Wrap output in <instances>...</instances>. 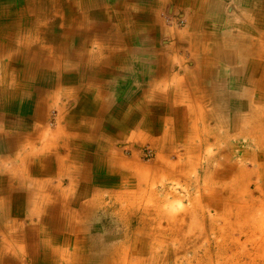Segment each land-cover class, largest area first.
Listing matches in <instances>:
<instances>
[{
  "label": "bare ground",
  "instance_id": "6f19581e",
  "mask_svg": "<svg viewBox=\"0 0 264 264\" xmlns=\"http://www.w3.org/2000/svg\"><path fill=\"white\" fill-rule=\"evenodd\" d=\"M86 5L87 2L85 3L84 0H19L15 3H11L10 0H0V119L4 121L5 126V128L0 127V153L4 154L13 150L10 157L0 156V233H3V235L1 234L2 239H0V264H16L17 260L18 264H25L21 261L20 255L22 257L28 255L29 260L34 261L35 264H88L90 262L91 257L85 253L81 245L90 240L88 248L94 249L99 242L97 241L98 238L95 237L97 240L92 241V236L75 235L78 232L86 231V227L82 226L81 229L75 224L78 221L76 215L69 212L68 207L65 210L62 209L63 213L60 219L66 223L67 231L70 230V234L68 236H60L59 234L60 237L57 236L56 238L61 239V241L58 242V239L54 240L53 237H50L49 231L45 230V226L49 225L52 215L46 216L49 217L48 219L42 217L46 215L43 211L44 205H41L42 200L37 201V198H41L46 193L43 192V189L51 188L45 178V180L39 179L40 192L35 194L31 191L32 196L28 198L32 202L29 211L33 212L28 218L32 219L34 214L36 215L40 227V234H38L40 238H34L35 233H32L31 229L24 230V237L21 236L20 231L19 233H9V231L6 233L8 228L17 227L18 230L22 225V221L19 219L9 218L10 215L16 217L21 211V205L15 199L16 195H12L10 191L15 187V184L17 188H23L19 175L26 173L29 168L42 175L53 172V163L56 166L55 172L58 176L61 174L70 175L76 173L73 162H77L78 159L83 163L82 183L87 179L90 183L98 182L93 174L103 171L104 166L114 159L118 161L116 164L125 165L134 170V174L137 176L135 185L141 188V190L132 191L131 195L124 198L125 205L119 206L120 210L117 212V217L119 220H123L121 223L124 230L120 235V242L104 248L108 258L97 256V258H91L96 259L92 262L99 261L100 264H264V107L261 109L259 105L251 107L250 100H246L241 105L243 108L239 118L241 128L237 129V134L253 136L256 151H251L247 156L250 167L246 166L245 160L242 161L233 178L221 186L224 192L211 186L208 181L210 174L213 177L215 173H225L218 171L217 168L212 169L210 166V172L207 174L208 170L205 165L202 170L203 174L200 173V176H197L201 178H189L187 176L188 167L190 171L196 173L199 164H203L198 160L199 156L204 155H198L200 145L203 142L207 144L212 139L214 142L219 138L223 139L225 135L218 130L212 131L207 128L208 124L205 120V116L208 114L207 110L201 107L200 98L196 97L197 99L194 100L187 93L182 94L183 96H180L179 99L171 98L174 95L172 91H168L164 94L165 96L157 95V100H162L163 103L159 105L156 102L153 103L154 107L146 112L137 100L133 99V102L127 101L125 103L119 99L121 104L116 105L115 111H111L110 109H113L111 100L103 101L106 97L104 93H101V90L89 94L90 91L86 88H80L81 86L76 83L78 81L76 78H84L87 74L97 78L103 73L105 74L106 71L112 75L115 72L111 65L114 62L123 63V59L119 58L120 54H117V51H112L109 48L102 50L101 47L105 45L101 42L96 43L95 51L91 48L89 36L91 32L86 27L98 30L101 29L100 26L103 25V22L97 21L95 12L91 16V24L85 21L83 8ZM96 10L98 13L101 12L104 18L106 17L107 14L104 10ZM260 12L262 15H259L257 25H255L258 34L255 43L256 50H254L255 53L253 52L254 56H251V60L260 64L257 71L259 73L264 72V38L262 35L264 9ZM199 20L200 18L197 17V21L194 23L198 25ZM130 26H134V24L123 25L121 21L116 23L114 28L121 32L123 28ZM121 35L119 33L117 36L120 37L117 38L116 42L109 45H119L125 42L129 44L132 34ZM201 37L200 34H195L192 39L196 53L194 59L196 60L199 55L194 75L200 73L213 74V71H216L213 65L216 53L212 54V58L202 54L206 52L207 48H203L205 45L201 42ZM230 40L227 39V41ZM157 62L158 67L155 71H166L168 67L164 65V60L161 58ZM95 63L104 65L98 66L101 71L87 72V66ZM228 73L225 70L220 71L223 78L225 75H229ZM186 75L190 79L193 78V73L190 70ZM167 81L168 79L164 82ZM65 82L72 83V87L76 88L72 89L69 84L66 90L64 87L60 89L61 84ZM48 84L55 87L54 89L62 91L64 97L72 98L80 95L79 105L86 107L87 112L89 111L90 114L94 115L93 121L85 122L83 125V128L87 125L85 129L80 127L84 131H80L77 139L73 141H68L71 137L74 138V135L70 134L68 126H60L48 136L39 132L40 128L37 125L30 127L38 131V134L20 132L21 127L19 125L22 122L26 124L29 117H33L35 120L42 117L45 99H39L40 102L34 107L30 103L23 102L22 111L20 99L17 100L15 106H12L10 98L16 96L24 98L27 93L34 91L40 93V90ZM167 86L168 84H163L164 89ZM260 94L261 91L258 90L256 99ZM31 100H34V97ZM169 101L172 103L168 104ZM63 110L64 108H59L60 113H63ZM11 111H14L13 114L10 113ZM219 111L220 115L227 114L226 111ZM17 112H23L24 115ZM244 113L248 116L245 117ZM165 114L168 116L163 117ZM62 115L60 114L58 119ZM21 116L25 118V121L23 118L20 120ZM39 121L42 122L43 119ZM68 125L73 131L75 126ZM175 125L181 127L175 128ZM140 126L146 127L151 133L161 132L162 143L167 140L172 142L176 138L184 141L185 158L183 162L188 166H184L183 169L185 170L178 174L176 183L180 187L185 186L194 189L195 194L192 199H189L188 204H183L181 197H178V192L172 191L170 188L166 192L167 196L163 195L160 199L157 197L156 201L151 196L152 191H156L154 187L156 182L159 185L164 184V177L156 178L158 175L156 173L160 174L161 172L169 180L175 181L174 172L177 164L169 162L167 160L168 155H164L161 160L167 161L169 166L160 168L157 162L156 165L154 164V170H149V165L145 167L143 164L136 163L137 160L133 155L129 159L126 155L121 154L120 159H116L118 156L115 157V154L118 155L119 153L114 150L116 140L131 138L133 133L130 132L135 131ZM246 127L247 129H245ZM249 128L251 129L249 130ZM169 129H171L170 132ZM54 138H61L62 143L72 142L77 151L67 154L66 159L61 156L54 159L45 155L49 154L50 150L44 145H54L51 143ZM32 139L41 140L42 146H38L37 149L33 148ZM35 143L34 145L37 146ZM102 144L106 148L111 147V150H101ZM153 144L159 146L158 141L153 140ZM212 148L210 145L206 146L205 152L213 165H216L215 159L218 157L229 158L222 153L223 150L217 144H215L214 150ZM40 149H42L39 152L41 155L39 156L40 165L37 167L32 158L36 154L34 151ZM157 149L161 150L162 153L164 152V147ZM66 161H68L67 165L65 164ZM7 174H14V178L11 180L15 179V184L11 180L9 182V178L5 177ZM129 177L128 174H123L118 186H122V182L124 185L126 182L129 183ZM111 181H113L112 178L103 180V182L108 183ZM143 184L149 185L148 188L145 186L143 189ZM83 187L81 186L82 189H86ZM25 192L29 191L25 189ZM118 192L116 195L121 201L123 192L121 190L120 195ZM126 194H130V191ZM147 194L148 197H146ZM13 197V205L9 207L6 200H12ZM35 203L36 206L34 207ZM73 203L79 204L80 202L74 199ZM87 204L89 206L91 203ZM147 205L152 206V211L151 209L150 211L154 214L153 220L148 221L152 226L145 234L147 237L149 236V239L145 236L138 238L134 234L132 236L129 234L130 228L128 227V219L132 211L129 208L137 210ZM90 209L91 207H86L84 210L89 214ZM31 225L33 226L34 223ZM139 229L141 227H136V231L133 230V233L140 234ZM14 235L18 238H15ZM148 242L154 246L147 248ZM200 250L202 253L198 256L196 252ZM186 251L193 253V259L183 261L184 256L182 254H185ZM145 253H148L147 258H145L146 255L144 256ZM8 255L15 256L17 260H13Z\"/></svg>",
  "mask_w": 264,
  "mask_h": 264
},
{
  "label": "rangeland",
  "instance_id": "374dc122",
  "mask_svg": "<svg viewBox=\"0 0 264 264\" xmlns=\"http://www.w3.org/2000/svg\"><path fill=\"white\" fill-rule=\"evenodd\" d=\"M17 1L19 0H10L11 3H15ZM84 1L85 3L87 2V5L83 8L85 21L91 24L90 22L92 21L91 16L95 12L97 21L103 22V25H101L102 27L100 26L101 29L98 30H96V28L89 29L88 27H86V29L89 32H91L89 35L90 44H92L90 45L91 48H93L95 51L96 43L101 42L102 44L105 45L101 47L102 50L109 48L112 51L113 50L117 51V54H120L119 58L123 59V63L114 62L111 65L113 67V71L115 72L114 74H112V76L118 81L119 78L126 79V76H128L129 78L130 75V78L135 79L134 81L137 82V83L135 82L134 86L127 93V101L133 102V99L137 100L138 102H140L141 108H144L145 112L150 108L154 107L153 103L156 102L157 105L163 103L162 100H157L156 97L157 95L165 96L164 94L167 93L168 89L165 90L163 89V85H159V83L162 82L161 81L162 78L159 79L156 77L157 80L153 81L154 76L151 75V71L153 68L151 67V65H153L152 63L154 62V56L156 54H161L162 56H164L168 66H169L168 62L173 63L172 65L175 67L174 70L169 68L170 72L168 70L167 72L169 73L177 72V75H179L180 78L183 75L184 82H182L181 84L179 83L177 91L173 93L174 95L171 96V98L173 97L174 99L175 97V99H179L180 96H183L182 94L185 95L186 93L191 98L193 97L194 100L196 97L200 98L199 103L201 107L207 110L208 113L205 116L206 123L208 124L207 128L212 131L218 130L220 133H223L225 136L223 139L220 138L217 139L215 141L216 143L214 142V139H212L211 142L207 144L203 142L200 145V148L198 150V155H203V154L204 155L199 156L200 158L198 157L199 158L198 160L201 161L203 164H199L200 166L198 167V170L196 169L197 170L196 173L190 171L188 167L187 176L189 178H201L197 176H200V173L203 174L202 170L204 169L205 165L207 166V170H208L207 174H209L210 172L209 171L210 166L212 167V169L217 168L218 171L225 173L223 174L215 173L216 176L214 175L213 177L210 174L208 181L210 182L211 186L221 189L224 192L221 186H224L227 180H231L233 178L242 161L245 160L246 166L250 167V161L249 159H247V156L248 154H250L251 151H256L254 137L249 136L248 134L245 135L237 134V129L241 128L239 124L240 122L239 118L241 116L240 112L243 111L241 105L244 104L246 100H250L251 107H254V105H259L260 109L264 107V72L262 70L261 71L263 73L257 72L259 70L260 64H258V62L256 61L251 60V56H254L253 52L254 50H256L255 43L258 38L255 25H257L259 15H262L260 11L264 9V0H253V2H250V0H246L248 1V3L246 4V8L251 7V5L256 7L252 11L249 8V12L243 15V19H237L239 16L240 7H237L239 11L236 9L233 10L234 6L236 7V5L237 6L239 5L237 0H224L226 5V12L230 13L232 10L235 12L233 16L226 18L227 21L225 20L222 21L216 18L217 17L216 13H219L220 12L219 10H221V8L218 4H213V6L211 5V7H209L208 10L210 12V16L214 20L211 19L209 21V20H205V18H200L199 20L200 23L198 22L199 23L198 25L195 24L194 22L197 21L199 10L196 9L194 10L197 13V16H195V18L192 19L190 17H187L185 12L187 11L186 9L188 8V6L186 4L175 5L172 2L170 3L166 1L159 2V0H155V1L149 0L148 3L151 5V7L146 10L141 8L142 11H145L143 14H141V12H139L138 10L139 6L135 3V0L130 2V6L128 7L123 5V3L126 2V0H119L121 4L117 6L115 5L116 0H84ZM198 1L199 0H188L187 4L194 9L198 5L197 4ZM136 2L138 3V0H136ZM153 2L155 5H153ZM183 2H185V0H183ZM158 3L159 4L162 3L161 6H159ZM124 8L127 9V12L123 11ZM96 9L104 10V12H106L107 14L106 17L104 18L101 12L99 13L96 12L97 11ZM151 10H154L155 13L158 12V16H159L158 21H157L158 18L156 19L155 14L154 16H152L153 14L150 15ZM125 14L127 16V19L131 18V20H135V23L137 24L133 26L135 29H133L131 33L137 32L138 34L136 36L130 37L129 44L125 42L119 45H109L116 42L117 38L120 37L117 36L119 33L122 35L126 34L124 33V29H122L120 32L119 30L114 28V25L116 23H120L121 21L124 25L126 24ZM147 15L150 16L147 17ZM222 15L224 16V14ZM202 20L204 21L202 22ZM224 23H227L226 24L227 26L224 25ZM139 24H142L141 27L144 28L143 29L136 28ZM223 26L226 27L225 31ZM229 28H231L232 30ZM190 29H193L192 33L190 32ZM151 30L153 31L151 32ZM258 30L260 32V29ZM223 31L224 34L226 33V35L223 34ZM151 34H155V37L158 40L157 42L154 41L153 44H157L160 47L161 51L163 52L160 53L153 52L154 45H152L151 43L153 41V36ZM195 34H200L202 36L201 42L203 43V45H205L203 48H207L206 52L202 53L203 55H209L212 58V54L216 53L214 59L215 64L213 63L214 67L216 68V71L214 70L213 74L198 73L199 75L197 74L194 75V71L196 70L197 62L199 60V55L196 57L197 58L196 60L194 59L196 53L192 44V39H193V35ZM262 35L264 38V30ZM227 39L228 40L231 39V40L227 41ZM216 44L218 45L217 47L215 46ZM257 64L258 67H256ZM240 65H242V67H240ZM98 66H103V65L99 63L89 65L87 66L86 71L89 73L98 72L101 70L98 69ZM189 70L193 73L192 79H190L189 76L186 75L189 72ZM221 70L222 71L225 70L226 72H229L228 73L229 75H225L223 78L220 75ZM106 73L110 75L108 71H106ZM76 79L78 80L76 82L78 83V85L83 83L81 82V77ZM245 80L246 82L244 83ZM251 82L254 84H252ZM127 83H128L127 80L123 82L122 85H124V89L128 88L129 85ZM64 85H66V83L61 84V86ZM52 88L53 86L51 87V85L48 84L44 86L43 89L40 90V93H38V91L29 92L25 95L24 97L25 100L24 98H19L21 109L24 106L23 102L30 103L32 107H34L38 105V102H40L39 99L41 100L43 98L45 99L43 106L44 111H42L43 114L41 115L42 117L40 118L43 119V121L40 122L39 121L40 119L35 120L33 117H29L27 119L26 124L21 121L22 123L19 125L21 127L20 132L24 131V133L38 134V131H35V129H32L30 127L32 125H37L40 128V129L38 128L40 130L39 132H42L44 135L48 136L50 135V133L58 129L60 126H66V124H71L75 126L74 130L70 132V134L74 135V138L71 137L68 141L75 140L77 139L79 134L78 132L79 126L75 123V120L78 116V113L76 111L81 110V108L78 109L81 106L79 105V102H77L75 106H73L75 112H70L69 108L65 107V103H66L65 99H68L69 97H64L62 91L56 89L52 90ZM166 88H168V86ZM258 90L261 91V94L256 99ZM29 95H32L31 98L34 97V100H31V98L29 99ZM75 97L76 100L80 99L79 95ZM103 101H106V99ZM118 101L117 104L114 100H111V104L113 105L112 106L113 109H110L111 111H115L116 105L121 104V101L120 100ZM123 101L127 103V101L125 100ZM170 103H172V101H169L168 104ZM59 108H64L63 113L59 112ZM219 110L226 111L227 114L220 115ZM17 113L20 115H24L23 112L22 113L17 112ZM232 113L235 115L238 114L239 116H235ZM60 114L63 115L60 119H58V116ZM245 115H246L245 117L248 116L247 114ZM165 116H168V114H165L163 117ZM22 118L23 121H25V118L23 116H21L20 120H22ZM93 118L94 115L88 113L86 114L85 122H91L93 121ZM0 127L5 128L4 121L1 119H0ZM174 127L180 128L181 126L175 125ZM245 129H247V127ZM250 129L251 128H249V130ZM170 130L171 129H169L168 131L170 132ZM130 133H133L131 138L116 140V145H115L116 147H114V150H117L116 152H119L118 155L115 154V157L118 156L116 157V159L119 160L121 154L126 155V157L129 159H131L132 158L131 156L133 155L134 158L137 160L136 163L143 164V166L145 167H148L149 165V170H154L155 169L154 166L156 165L157 162L160 168L161 167L165 168L169 166V163L167 164V161L163 162L161 160L164 155L166 156L168 155L169 157L167 158V160L171 163L177 164L174 172L175 181L172 179L169 180L168 177H165L161 172L160 174L156 173L158 174L156 178H159L161 176L164 177V184L159 185L158 182H156V184L154 185L156 191L155 192L152 191L151 196H153L154 197L153 200L156 201L157 197L158 199H160L163 197V195L167 196L166 192L168 188H170L172 191L175 190L176 192H178L179 195L178 197H181V201L183 204H188L189 199H192L195 194L194 189L190 187L187 188L185 186L180 187L179 184L176 183V179L179 177L178 174L182 170H185L183 169L184 166L186 167L188 166L185 162H183L185 158L184 141L181 140L180 138H176V140L172 142L171 140H167L166 142L162 143L161 132L151 133L144 126H140L136 128L135 131H131ZM153 140L158 141L159 146H154ZM40 141L41 140L36 141L35 139H32L31 142L33 144V148L37 149L38 146L41 145ZM34 143L37 146H35ZM51 143L54 145H44V146L49 147L50 150V153L45 155H49L52 158L57 156H59L60 158V156H62L66 159L67 154L74 153L77 151L74 145H72L71 147L72 142L62 143L61 138H54L51 141ZM215 144H217L223 150L222 153L225 154V156H229V158L223 159L221 157H218L215 159L216 165H213L212 163H210L209 160L210 157L205 152V147L210 145L213 147L212 150H214ZM101 147H102L101 150L103 151L111 150L110 149L111 147L106 148L103 144L101 145ZM162 147H164L163 153L161 152V150L157 149ZM41 150L42 149L38 151L33 150L36 154H34L35 156L32 159L34 162H36L35 165L37 167L40 165L39 156L41 155H39V152ZM226 150L229 153H227ZM11 154H13V150L7 151L4 154L0 153V156L10 157ZM177 157H179L178 161H177ZM194 160H196V158H194ZM109 162L110 163L104 166L103 171L95 172L93 174L96 177L97 181L99 182V183L96 182L97 184L96 183L94 184V182L90 183L89 179H87L85 182L82 183L83 175H81L79 176L78 179L73 178V180H70V182L68 181L69 179L67 177L64 179L65 181H63L62 184H59V186L57 185L54 186V188L56 187L61 189L63 188L62 189L63 193H64V188L72 189L74 190V192L75 190L76 191L79 190L82 193L81 198H83L82 197L83 193H86L85 195L89 193V195L86 197V199L88 200L87 203H91L89 204V206L88 205L86 206V207H91V209L89 210V214H87V212L84 210V206H82L83 203L78 198H77V202L80 203L76 204L77 209H72L70 212L76 215V220L78 221L75 222V224L79 226V228L82 229V226L86 227V231H84L85 233L78 232L75 234L76 236L78 235L92 236V241H95L97 240L96 238H98L97 241L99 242L97 243V247H94V249L88 248V244L90 240H88V242L85 241L84 244L81 245V248L91 258H97V256L108 258V255L105 254L104 248L105 247L107 248V246H111L112 244L120 242L121 239L120 235L121 233H123L124 230H123V225L121 223L123 222V220L121 221L118 219L119 217H117V212L120 210L121 204H123V206L125 205V203L123 202L125 197L131 195L132 191H136L138 189L141 190L140 186L135 185L137 176L134 174L135 172L133 169H131L130 167H126L125 165L120 166L116 164L118 161L114 159ZM73 163H74L73 168L75 167L76 173H82L83 163H81L80 159H78L77 162H73ZM27 164L29 165V163ZM65 164L67 165L68 161H66ZM16 166L19 167L17 164ZM52 166H53L52 173H55L56 166L54 163L52 164ZM160 168L159 170H161ZM125 173L128 174V176H130L129 177L130 182L129 183L126 182V185H124V182H122L123 185L118 186L120 178ZM13 176L14 174L5 175L6 178H9V182L12 178H14ZM19 176L22 180L23 188L21 187L17 188L15 184L16 180L13 179L11 181L14 182L15 187L10 190L11 193L16 190L24 191L23 189H27L31 192L32 188H34L33 191H37V193L40 192L41 188H39L40 185H38L39 182L38 178L39 179L42 178V180H45L44 175L34 173V171H32L29 168L26 173L20 174ZM30 176L31 177L35 176L36 177L35 180L29 178ZM106 178H112L113 181L109 183L103 182V180ZM53 181L55 183L57 182V180H53ZM47 184L49 185V181L47 182ZM50 186L52 187V185H49V187ZM69 186L72 187L69 188ZM81 186L86 187V189H82ZM145 186L146 188H148L149 185L143 184L142 188L144 189ZM118 190L120 191L118 192ZM121 190L123 192V194L121 193L123 198L120 201L117 198L116 193L118 192V195H120ZM44 191L45 190L43 189V192ZM128 191H130V194H126ZM148 194L146 195V197H148ZM39 200L40 198H37V201ZM35 206L36 205H34V207ZM129 209L132 210L130 212L131 213L130 218L128 219L129 220L128 227L130 228L129 234H132V236L134 234V236L136 235V237L138 238L145 236L147 239H149V236L147 237L145 234L149 230V227L152 226V224L148 222L150 220H153L154 217L153 212H151L152 206L147 205L137 210L132 208ZM68 211H69V207H68ZM32 213L33 212L29 211L28 206L27 207L23 206V211H20V213H18L16 217L10 215L9 218H16L22 221L21 222L22 225L18 230L17 227L8 228L6 230V233L8 231L9 233L10 232L19 233L20 231V234H22L21 236H23L24 230L27 231V229L28 230L31 229L30 231H32V233H35V236L33 235L34 238H40L38 235L40 234V229H39L40 227L37 226L35 227L31 225L32 223L39 225V222L36 219V215L34 214L32 219L28 218V216L31 215ZM7 220L9 221V219ZM78 222H80L81 225ZM163 225H164V221H163ZM136 227H141V229H139L140 234L133 233L134 232L133 230H135ZM51 229L47 227L45 228L47 232L50 231ZM1 234L3 235V233H0V239H2ZM17 236L14 235L15 238H18ZM14 242L18 243L17 241ZM153 246L154 245L151 242L147 243V248H152ZM196 253L199 256L202 253V251L200 250L197 251ZM192 254L193 253L191 251H186L185 254L183 253L182 254L184 256L183 261L193 259ZM8 256L13 258V260L15 259V261L17 260L15 256H11V255ZM144 256L145 258H147L148 253H145ZM20 257H21V261L24 262L25 264H29V263L35 264L34 261L32 262V260L31 261L29 260L28 255H23V257L20 255ZM91 258L88 264H100L99 261L92 262V260H96V259H91ZM15 263L18 264V260Z\"/></svg>",
  "mask_w": 264,
  "mask_h": 264
},
{
  "label": "crops",
  "instance_id": "0c3cea01",
  "mask_svg": "<svg viewBox=\"0 0 264 264\" xmlns=\"http://www.w3.org/2000/svg\"><path fill=\"white\" fill-rule=\"evenodd\" d=\"M132 1L133 0H126V2L123 3V5L128 7V6H130V2H132ZM148 1L149 0H138V3H137L136 0H135V3L139 6L138 10H139V12H141V14H143L145 12V11H142V9L146 10V9H149L151 7V5L148 3ZM151 1H155V0H151ZM160 1L161 2L166 1V2H170V3L172 2L175 5H181V4L185 5L186 4L188 6V8L186 9L187 11L185 12L187 17H190L192 19L195 18V16H197V13L194 10L196 9V10H199L198 16H197L198 18H205V20H209V21L211 19H213V18L210 16V12H209L208 8L211 7V5L213 6V4H218L220 6L221 10H219L220 11L219 13H216V15H217L216 18H218V19H220L222 21H224V20L227 21L226 18H229L230 16H233L234 13H235L233 10H235V9L238 10L237 7H240V9H239L240 11L238 10L239 11V16H238L237 19H243V15L245 13L249 12V8L252 11L256 7V6L251 5V7L246 8V4L248 3V1L237 0L239 5L238 6L236 5V7L234 6V9L230 13H227L226 12V5H225L224 0H199L198 3H197L198 5L194 9L191 8L187 4L188 0H185V2H183V0H159V2ZM250 2H253V0H250ZM120 4H121V2H119V0H116V4L115 5L117 6V5H120ZM161 4L162 3H160L159 6H161ZM153 5H155L154 2H153ZM125 10H127V9L124 8L123 11L125 12ZM154 14H155L156 19L158 18L157 19V21H158L159 20L158 12L155 13L154 10H151L150 11V15L154 16ZM222 14H224V16ZM150 15H147V17H149ZM125 19H124L125 23L128 24V26L130 24H134V26L136 25L135 20H131V18L127 19L126 14H125ZM141 26H142V24H139L136 28H142ZM123 29H124V33H126V34H129V35L132 34V36H136L138 34L137 32L131 33L132 30L135 29L133 26H130L129 28L126 27V28H123ZM225 29H226V27H224V31H225ZM229 29H231V28H229ZM152 31L153 30H151V32ZM224 31H223V34H224ZM190 32L192 33L193 29H190ZM151 35L153 36V41L151 42L152 45H154L153 52H155V53L163 52V51H161L160 47L157 44H153L154 41L155 42L158 41L156 39V37H155V34H151ZM224 35H226V33ZM168 57H170V56H168ZM161 58L164 60V65L167 66L168 68L166 69V71L156 72L155 70L158 67L157 60H159ZM168 63H169V66L166 63V60H165L164 56H162L161 54H156L154 56V62L152 63L153 65H151V67H153L152 71H151V75H153L155 77V78L153 77V79H154L153 81L157 80V78H159V79L162 78L161 79L162 82H160L159 85H163L164 83L168 84V88H165V90L168 89L169 92L172 91V93H174L175 91H177L179 83L184 82V79H183V75L180 78L179 75H177V72L176 73H174V72L169 73L170 72L169 68L174 70L175 67L172 65L173 63H170V62H168ZM167 70L169 72H167ZM115 71H116V68H115ZM129 78H130V75H129ZM129 78H128V76H126V79L125 78H123V79L119 78L118 81H117L112 75H108L107 73L106 74L103 73L102 75L98 76L97 78L87 74L84 78L81 77V82H83V83H81L82 85L80 84V86H81L80 88H82V89L86 88V90L90 91L89 94H93V93L98 92V91L100 92V90H101V93L105 94L106 101L107 100H114L118 104L119 101L117 102V100H119V99L127 101V93L134 86V84L136 82V81H134L135 79H131V78L129 79ZM167 79H168V81L164 82ZM125 80H127V82H128L127 84L129 85L128 88H126V89H124V85H122ZM65 83H66V85L60 86L59 88L62 89L64 87V89L66 90L68 88V86H69V83H67V82H65ZM71 84L72 83H70V87H72ZM54 88L55 87H53L52 90H54ZM75 88L76 87H72V89H75ZM163 89H164V87H163ZM31 96L32 95H29V99L31 98ZM10 100H11L12 106H15L17 100H19V97L16 96L15 98H10ZM24 100H25V98H24ZM65 101H66L65 107L69 108L70 112H75V110L73 109V106H75V104L79 101V99L76 100V97L74 96L72 98L65 99ZM70 105H71V107H70ZM80 108H81V110H77L76 111L78 113V116H77V118L75 120V123L79 126L78 132H80L83 129H85V127L83 128V125L85 123L86 114L89 113V111L87 112L86 107L83 106V107H79L78 109H80ZM13 112L14 111H11L10 113L13 114ZM66 126H68L70 128V132H71V129H72L71 126L68 125V124H66ZM80 127H82L83 129L80 128ZM70 141H73V140H70ZM72 145L73 144H71V147H72ZM57 157L59 158V156H57ZM54 158L57 159L56 157H54ZM82 167H83V165H82ZM34 173H36V172H34ZM34 175H37V174H34ZM81 175H83V173H71L70 175L61 174L60 175L61 177H58L56 172L55 173L48 172V173L44 174V178L46 180L48 179L49 185H52V187L44 189L45 190L44 192H46V193L43 194V196L40 198V200H42V204L41 205H44V210L43 211H45V213H46V215L43 216V217L52 215V217L50 218V223H49L50 226L47 225L45 227H47V228L52 227L53 228L48 233L50 234V237H53L54 240L58 239L56 237L59 236V234H60V236H62V235L63 236H68V234H70L69 232H67L66 223H64L60 219V218H62V213H63L62 209L65 210L67 206L69 207V212L72 209H77V205L76 204L74 205V203H73L74 199L77 200V198L83 203L82 206H84V209H86V206L88 205L87 204L88 200L86 199V197L89 195V193L87 195H85L86 193H83V196H82L83 198H81L82 193L79 190L78 191L75 190V192H74V190H72V189L64 188V193H63V190H62L63 188L62 189L61 188H54V186H56V185L59 186V184H62L63 181H65L64 179L67 178V177H68V179L72 178L71 180H73V178L74 179H78L79 176H81ZM29 178L35 180L36 177H33V176L31 177L30 176ZM38 180H39V178H38ZM53 180H57V182L55 183ZM68 181L70 182V180H68ZM68 185H69V183H68ZM75 186H77V185H75ZM79 188H80V185H79ZM33 189L34 188H32V191H33ZM23 190L24 191L16 190V191H13L11 193L12 195L14 194V196L16 195L15 199L18 200L19 204L21 205V211H23V206L24 207L28 206V209H30V207H32V202L28 199L30 196H32V192H30L29 190H28L29 192H25V189H23ZM33 193L36 194L37 191H33ZM48 197H49V200L47 201ZM6 201H7V205H9V207H10V206L13 205L12 201H14V197L12 198V200L11 199L10 200L7 199ZM34 205H36V204H34ZM60 210H61V212H60ZM57 211H58V213H57ZM46 218L48 219L49 217H46ZM33 226H38V225L34 224ZM59 241H61V239H58V242Z\"/></svg>",
  "mask_w": 264,
  "mask_h": 264
}]
</instances>
